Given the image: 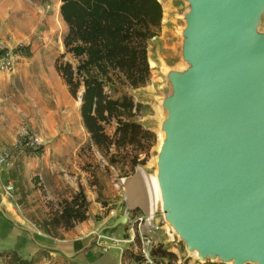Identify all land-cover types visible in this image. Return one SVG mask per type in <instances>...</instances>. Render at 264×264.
Instances as JSON below:
<instances>
[{"label": "rangeland", "instance_id": "374dc122", "mask_svg": "<svg viewBox=\"0 0 264 264\" xmlns=\"http://www.w3.org/2000/svg\"><path fill=\"white\" fill-rule=\"evenodd\" d=\"M157 1L161 7L160 27L156 36L146 43L147 64L152 60L156 67L151 69L148 64L149 76L142 87L133 89L118 84L104 87L105 93L113 99L127 96L132 100L135 105L132 120L150 136L141 141L142 150L136 145L112 148L110 153L116 154V162L111 165L92 144L81 122L80 102L76 104L54 68L57 59L72 67L76 65V60L65 54L62 43L67 27L59 14L60 0H0V45L16 54L14 70L0 80V148L8 150L12 156L10 164L0 170L5 173L6 185L13 186L6 193L5 185L3 194L34 224L48 232L58 233L60 226L45 224L59 211L61 201L79 190L96 209L92 221L107 225L105 221L125 214L121 187L117 183L139 173V169L148 180L155 174L152 159L157 156L163 134L162 103L172 93L167 76L188 67L182 58V45L185 15L189 11L185 0ZM257 32L264 33V13ZM81 92L82 88L79 96ZM113 131L114 123L105 128L109 136ZM29 137L38 139L36 147H26ZM138 151L143 152L139 154L140 159L146 158V161L131 172L129 160ZM128 212L132 217L143 214ZM151 222L156 230L141 228V232L157 241L152 250L156 257L160 258L162 251L173 255L169 260L164 258L165 263L229 264L192 257L184 242L172 234L159 206ZM110 226L104 232L112 233L120 227L124 229L123 238L133 229L135 238L130 249L124 251L122 264H135L139 259L138 224L132 227L119 224L112 229ZM106 242L108 245L101 246V253L116 244L112 239ZM104 248L106 252L102 251ZM9 264L17 263L10 261Z\"/></svg>", "mask_w": 264, "mask_h": 264}, {"label": "water", "instance_id": "95a60500", "mask_svg": "<svg viewBox=\"0 0 264 264\" xmlns=\"http://www.w3.org/2000/svg\"><path fill=\"white\" fill-rule=\"evenodd\" d=\"M185 1L188 68L168 74L162 104V213L200 260L264 264V0Z\"/></svg>", "mask_w": 264, "mask_h": 264}, {"label": "trees", "instance_id": "16d2710c", "mask_svg": "<svg viewBox=\"0 0 264 264\" xmlns=\"http://www.w3.org/2000/svg\"><path fill=\"white\" fill-rule=\"evenodd\" d=\"M60 2L59 14L67 27L63 47L65 54L76 60V65L72 67L70 63H61L57 59L54 68L70 96L80 102L81 122L92 144L112 165L116 162V154L110 153L112 148L117 150L126 145H136L142 150L141 141L150 133L132 120L135 109L132 100L127 96L113 99L105 93L104 87L118 84L134 89L146 83L149 76L146 43L158 32L161 7L157 0ZM113 123L114 131L109 136L105 128ZM140 153L143 152L138 151L130 157L129 171L145 163L146 158L140 159ZM88 207L89 202L79 190L61 201L59 211L45 226L72 228L87 220ZM152 255L156 257L154 253ZM172 256L162 251L160 258H156L169 260Z\"/></svg>", "mask_w": 264, "mask_h": 264}, {"label": "crops", "instance_id": "0c3cea01", "mask_svg": "<svg viewBox=\"0 0 264 264\" xmlns=\"http://www.w3.org/2000/svg\"><path fill=\"white\" fill-rule=\"evenodd\" d=\"M4 178L5 173L1 169L0 264H9L13 258L17 264L123 263V253L132 246L135 234L127 233L123 238L124 229L120 227L112 233L104 232L121 214L112 221H105L108 222L107 225L103 222H93L92 216L96 209L89 204L87 220L69 229L61 227L57 230L58 233L54 234L34 224L26 213L8 200L3 194L6 185ZM117 185L121 187L123 211L137 210L148 216L150 211L155 212L158 208L151 195L149 180L145 176L142 178L136 173L122 179ZM87 201L90 202L88 199ZM106 239H112L116 244L111 245L108 252L101 253V246L108 245Z\"/></svg>", "mask_w": 264, "mask_h": 264}, {"label": "built area", "instance_id": "2783aa9c", "mask_svg": "<svg viewBox=\"0 0 264 264\" xmlns=\"http://www.w3.org/2000/svg\"><path fill=\"white\" fill-rule=\"evenodd\" d=\"M16 63V54L10 50L6 49L2 45H0V80H2L7 74L14 70ZM38 144V139L36 137H29L26 140V147L33 148ZM12 156L11 153L6 150L0 148V167L8 166L11 162ZM13 189L11 184H7L5 187L6 193H9ZM125 215L127 216L128 222L127 224L137 223L139 232H140V244L137 249L139 255V261L135 264H166L164 260H159L158 258L152 255L153 248L157 245V241L151 235H147L146 233L141 232V228H154L156 227L152 225L145 214H136L132 217V214L128 211H125ZM131 233L133 229L131 228ZM103 252L107 251V248L102 250Z\"/></svg>", "mask_w": 264, "mask_h": 264}, {"label": "bare ground", "instance_id": "6f19581e", "mask_svg": "<svg viewBox=\"0 0 264 264\" xmlns=\"http://www.w3.org/2000/svg\"><path fill=\"white\" fill-rule=\"evenodd\" d=\"M160 1V0H159ZM160 3V2H159ZM148 64H149V67L151 68V69H154L155 67H156V64L152 61V60H148ZM188 68V67H187ZM76 104L78 105L79 104V102L77 101L76 102ZM163 104V103H162ZM160 109V108H159ZM162 113V112H161ZM166 117H167V112H166V110L164 109V116H163V119H162V121H161V127H162V124H163V122H164V120L166 119ZM161 120V119H160ZM160 136V135H159ZM160 141H159V144H158V147H157V155H158V153H159V151H160V148H161V145H162V142H163V140H164V133L160 136V139H159ZM152 161L154 162V164H155V166H156V171H155V174H154V176H152L151 177V179L149 180V185H150V188H151V195H153V197H154V201L156 202V204L160 207V210L162 211V199H161V193H160V189H159V184H158V180H157V176H158V169H157V156H155L153 159H152ZM139 174H140V176H142V178H143V176H144V174H143V172H142V170L141 169H139ZM148 182V181H147ZM146 182V183H147ZM148 184V183H147ZM148 185V186H149ZM146 186V185H145ZM139 199V198H138ZM150 202V201H149ZM152 202H153V200H152ZM153 205V204H152ZM156 209V208H155ZM151 210V209H150ZM154 211H150V213L148 214V220L151 222L153 219H154ZM162 215H163V218H164V220H165V217H164V214L162 213ZM166 221V220H165ZM167 223H168V226H169V229L173 232L172 234H174V235H176V236H178L177 235V233L174 231V229L171 227V225L169 224V222L168 221H166ZM167 226V227H168ZM169 234V233H168ZM179 237V236H178ZM189 253L192 255V257H194L195 259H199L200 260V258H199V256H198V253H197V251H189ZM194 260V259H193ZM229 264H232L231 262H229Z\"/></svg>", "mask_w": 264, "mask_h": 264}]
</instances>
